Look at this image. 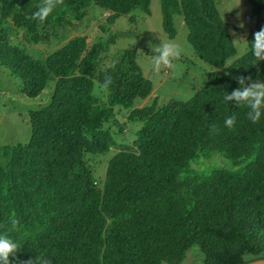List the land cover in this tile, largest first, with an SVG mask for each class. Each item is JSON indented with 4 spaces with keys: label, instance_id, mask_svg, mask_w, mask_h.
I'll list each match as a JSON object with an SVG mask.
<instances>
[{
    "label": "trees",
    "instance_id": "trees-1",
    "mask_svg": "<svg viewBox=\"0 0 264 264\" xmlns=\"http://www.w3.org/2000/svg\"><path fill=\"white\" fill-rule=\"evenodd\" d=\"M248 1V49L235 59L215 0H160L167 39L176 34L173 16L182 17L188 43L214 71L186 103L135 108L152 84L132 50L106 66L112 36L56 41L85 21L87 28L92 6L105 15L106 33L136 8L147 14L151 0H65L43 23L28 18L40 0H0V66L27 98L53 84L48 103L28 114V140L0 147V234L19 243L20 260L46 254L52 264H181L194 246L203 264H245L264 254V116L252 123L247 107L224 100L239 87L235 77L264 82V61L252 53L264 0ZM116 108L128 112L126 122ZM126 130L130 144L118 143ZM214 153L231 166L193 168Z\"/></svg>",
    "mask_w": 264,
    "mask_h": 264
},
{
    "label": "rangeland",
    "instance_id": "rangeland-1",
    "mask_svg": "<svg viewBox=\"0 0 264 264\" xmlns=\"http://www.w3.org/2000/svg\"><path fill=\"white\" fill-rule=\"evenodd\" d=\"M215 4L232 40L239 37L247 40L252 27V5L250 2L248 0H215ZM88 10L89 13L86 16L88 20L90 19L88 27L85 28L87 24L85 21L83 26L79 27V30L74 29V31H69L67 29L63 33L61 32L62 34L58 38V41H56L57 46L65 43L75 35L87 36L88 43L95 42L99 38L108 39V36H112L114 43L110 46L106 66H112L125 50H132L135 61L144 78L152 84L151 95L145 100H135V108L150 105L154 100L157 101L158 106L170 101L186 103L197 91L206 85L207 75L214 71L213 67L201 61L195 54L187 41L188 30L184 25L183 18L177 15L173 16L176 34L171 41L176 42L180 46L182 56L174 63V67L167 72L154 73L151 71L150 56L148 55H152L153 53L149 47V42L158 45L160 43L159 37L164 41H169L161 25L160 0H151L147 14L141 9L136 8L128 17L118 19L107 29L106 33L100 30V27L106 24L104 22L105 15L99 13L102 10L95 6L90 7ZM262 16L264 17V12ZM241 24L244 27H240ZM56 32L60 33V30L57 29ZM52 42H54L53 38ZM233 43L236 48L235 59L242 57L247 52V42L241 38L240 40L233 41ZM53 48L55 47H51V49ZM37 49L38 52L43 53L42 51L45 47ZM141 49L146 54L143 58L138 59L137 52ZM52 85V83H48L39 96L27 98L20 93V82L11 77L10 72L6 68L0 66V147L3 145L25 143L28 140V114L30 111L36 110L48 103ZM96 95L100 98L105 97L104 91L101 92L100 89L96 90ZM127 114L128 112L123 109H115V117L120 122H126ZM129 127L132 128V125ZM123 136L116 138V141L120 144H130L133 139L132 134H128V130H126ZM112 154L114 152L110 151L108 156ZM108 156L96 159L100 162V166L96 170V176L102 177L103 168ZM230 166L227 159L218 153H214L208 158L201 157L199 164L193 165V168L199 172H209L212 169H226ZM181 264H203L201 250L197 246L191 247ZM245 264H264V254L260 258L255 259L248 257Z\"/></svg>",
    "mask_w": 264,
    "mask_h": 264
},
{
    "label": "clouds",
    "instance_id": "clouds-1",
    "mask_svg": "<svg viewBox=\"0 0 264 264\" xmlns=\"http://www.w3.org/2000/svg\"><path fill=\"white\" fill-rule=\"evenodd\" d=\"M65 4V0H40L36 5V11L32 13L29 19H35L43 23L53 12ZM264 12V11H263ZM240 27H244L243 24ZM235 35V33H234ZM243 37H239L233 41H237ZM160 39V43L152 44L149 47L152 50L150 56V68L154 73L167 72L174 67V63L182 56L180 46L174 41H164ZM252 53L258 62L264 61V28L255 32L252 41ZM146 53L143 49L137 52L138 59L143 58ZM239 83V87L224 96L227 102L235 101L238 107H247V117L252 123H258L264 116V82L254 80L251 76L235 77ZM251 82L250 84L248 82ZM111 84V77H105V86ZM236 117L233 115L225 119V126L229 129L234 128ZM216 126L213 125L215 131ZM12 229L15 230L19 224L18 219L13 215L9 218ZM20 245L17 241L9 238L7 235L0 234V264H52V260L46 254H37L34 258L22 261L19 259Z\"/></svg>",
    "mask_w": 264,
    "mask_h": 264
}]
</instances>
